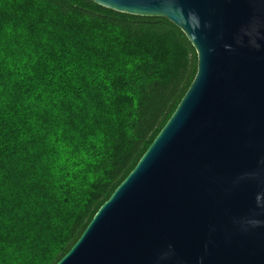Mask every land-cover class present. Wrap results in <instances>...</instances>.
I'll return each mask as SVG.
<instances>
[{"label":"trees","instance_id":"16d2710c","mask_svg":"<svg viewBox=\"0 0 264 264\" xmlns=\"http://www.w3.org/2000/svg\"><path fill=\"white\" fill-rule=\"evenodd\" d=\"M162 18L89 0H0V264H57L197 73Z\"/></svg>","mask_w":264,"mask_h":264},{"label":"water","instance_id":"95a60500","mask_svg":"<svg viewBox=\"0 0 264 264\" xmlns=\"http://www.w3.org/2000/svg\"><path fill=\"white\" fill-rule=\"evenodd\" d=\"M197 54L163 129L57 264H264V0H89Z\"/></svg>","mask_w":264,"mask_h":264}]
</instances>
